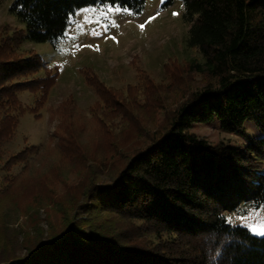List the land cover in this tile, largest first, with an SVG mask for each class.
<instances>
[{
  "label": "trees",
  "instance_id": "16d2710c",
  "mask_svg": "<svg viewBox=\"0 0 264 264\" xmlns=\"http://www.w3.org/2000/svg\"><path fill=\"white\" fill-rule=\"evenodd\" d=\"M144 2L11 0L17 24L0 23V264H264V235L225 216L264 210V0H182L191 56L169 57L165 81L144 73L116 87L82 67L92 101L66 89L47 107V140L7 150L58 79L28 43H54L81 7L138 13ZM214 117L225 132L249 120L258 134L239 148L189 131ZM16 209L26 216L14 228Z\"/></svg>",
  "mask_w": 264,
  "mask_h": 264
},
{
  "label": "rangeland",
  "instance_id": "374dc122",
  "mask_svg": "<svg viewBox=\"0 0 264 264\" xmlns=\"http://www.w3.org/2000/svg\"><path fill=\"white\" fill-rule=\"evenodd\" d=\"M10 2L0 0V23L5 21L15 25L17 21L8 11ZM165 2L145 0L138 13L129 9L124 11L119 5H87L74 11L63 36L54 43H28L41 55L45 64L58 73V79L40 110L41 117L36 119L28 112L20 117L17 137L7 146L8 152L18 151L27 143L41 145L47 140L56 124V120L50 118L47 107L60 101L66 89L74 92L81 106H87L92 101L94 94L83 79L82 67L96 70L116 87L136 81L139 74L144 73L155 81H165L163 64L169 57L183 60L191 56L186 40L191 24L183 18V2L173 0L169 5ZM109 7H119L121 11L109 12ZM101 11L106 15L100 16ZM97 32L100 35H96ZM19 97L25 104H31L34 99L28 92L20 93ZM189 131L211 143L222 140L239 148L247 136L258 134L249 120L244 122L242 133L225 132L219 128L215 117L208 122L192 124ZM43 167L38 168L43 171ZM13 171H18V168ZM38 211L40 225L46 229L45 211L43 208ZM25 216L17 209L11 211L10 217L15 220L8 222L10 227L17 228ZM225 216L231 224L242 225L257 236L264 235V210L261 207L240 204L233 210H227ZM19 252L22 254L23 250Z\"/></svg>",
  "mask_w": 264,
  "mask_h": 264
},
{
  "label": "snow or ice",
  "instance_id": "6c2138e0",
  "mask_svg": "<svg viewBox=\"0 0 264 264\" xmlns=\"http://www.w3.org/2000/svg\"><path fill=\"white\" fill-rule=\"evenodd\" d=\"M123 10L124 11H128L127 7H125ZM108 11L109 12H111V11H117V12H119V11H121V9L119 7H109ZM104 15H106V13L103 12V11H101L100 12V16H104ZM141 28H143V25H141ZM105 30H107V25L105 26ZM96 35H100V33L97 32ZM113 39H114V37H113Z\"/></svg>",
  "mask_w": 264,
  "mask_h": 264
}]
</instances>
